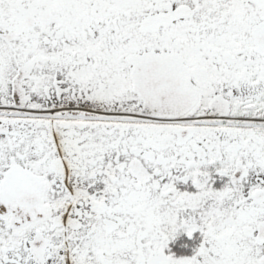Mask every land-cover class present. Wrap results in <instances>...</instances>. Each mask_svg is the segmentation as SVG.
Returning a JSON list of instances; mask_svg holds the SVG:
<instances>
[{
  "label": "snow or ice",
  "instance_id": "1",
  "mask_svg": "<svg viewBox=\"0 0 264 264\" xmlns=\"http://www.w3.org/2000/svg\"><path fill=\"white\" fill-rule=\"evenodd\" d=\"M0 264H264V0H0Z\"/></svg>",
  "mask_w": 264,
  "mask_h": 264
}]
</instances>
